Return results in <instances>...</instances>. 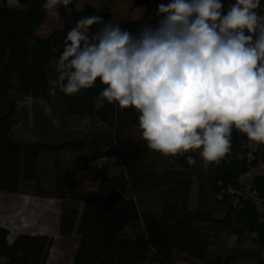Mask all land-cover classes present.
Here are the masks:
<instances>
[{"label":"trees","instance_id":"trees-1","mask_svg":"<svg viewBox=\"0 0 264 264\" xmlns=\"http://www.w3.org/2000/svg\"><path fill=\"white\" fill-rule=\"evenodd\" d=\"M0 0V192L17 193L21 184L32 183L42 194L39 160L43 151L94 148L96 158L118 157L121 168L105 172L91 191L74 195L72 205L61 209L59 234L75 233L78 243L71 264H231L240 258L237 250L225 248L213 252L212 233L228 231L236 239L253 235L264 245V173H253L258 161H264V145H255L252 158L247 136L233 128L230 152L219 164L212 163L211 181L190 166L185 157H166L162 170L152 159L161 155L147 147L141 135L123 134L130 126H138L139 113L133 108L120 109L116 104H97L104 85L97 80L91 89L75 96L59 91L62 116H89L101 121L108 132L90 139L73 138L59 142L27 141L12 138L17 125L16 100L10 92L33 99L48 100L49 66L56 61L67 33L82 16L92 14L111 20L109 8L84 4L75 9L73 1L59 6L60 26L46 36L36 33L48 11L42 9L44 0ZM167 0H135L144 4L142 18L119 24L135 32L142 23H155L157 5ZM235 0H222L224 8ZM264 15V0H261ZM98 26H93V31ZM105 145L99 144L100 138ZM240 146H239V142ZM200 175V176H199ZM199 178V200L194 209L188 208L192 179ZM205 183L210 184L214 202L222 216H215L210 207ZM128 188L131 196L123 193ZM157 192L160 204L155 209H140L133 193ZM10 231L0 226V256L3 264H47L53 237L45 234L19 233L11 242ZM207 255V259L205 257ZM193 260V262L191 261ZM187 261V262H186ZM179 264V263H178ZM256 264H264L259 258Z\"/></svg>","mask_w":264,"mask_h":264},{"label":"clouds","instance_id":"clouds-1","mask_svg":"<svg viewBox=\"0 0 264 264\" xmlns=\"http://www.w3.org/2000/svg\"><path fill=\"white\" fill-rule=\"evenodd\" d=\"M71 2L44 0L41 7ZM261 9V0H235L227 9L222 0H167L157 5L155 23L135 32L82 16L65 37L48 94L75 96L99 80L98 103L135 109L150 150L165 157L199 150L203 161L219 164L233 128L264 145ZM42 106L51 116V106Z\"/></svg>","mask_w":264,"mask_h":264},{"label":"rangeland","instance_id":"rangeland-1","mask_svg":"<svg viewBox=\"0 0 264 264\" xmlns=\"http://www.w3.org/2000/svg\"><path fill=\"white\" fill-rule=\"evenodd\" d=\"M9 5H16L15 0L8 1ZM84 4H90L96 8H100L102 6H105L109 8L111 12V20L115 23H120L128 20H137L142 18V14L144 12L145 5L144 4H135V0H74L73 1V7L75 9H82ZM56 16L57 15V10ZM49 17L47 18L46 24L52 26V16L51 13H49ZM59 19V18H58ZM48 73L51 74V79L57 78V73L54 70L49 69ZM57 94V93H56ZM17 119H19L20 127L19 130L27 129V120L26 115H24L23 112L16 111ZM33 119H36L39 121V116L33 115ZM71 130L75 129L77 131H83L81 134H83L81 137L83 139H90L92 137L100 136L102 128L99 129L97 126V122L92 117H89L88 119L79 117V118H73L71 120L69 126ZM133 127V126H132ZM129 127L124 130L123 134L130 135V136H137L140 135L139 128L135 127ZM18 128V127H17ZM15 128V129H17ZM82 129V130H81ZM36 128L32 126L31 132L36 133ZM91 133V136H88L84 133ZM72 139L73 136H69L68 138ZM74 138V137H73ZM106 138L102 137L100 138L99 144L105 145L104 140ZM241 141L239 142L240 146ZM52 154L53 151H43L42 152V159H41V170L43 172V175L48 172V166L46 163L45 153ZM57 152V151H56ZM196 155V171L200 173V175L203 174L205 179L207 181H211L210 175L211 173H214V167L212 164H208L199 155V150L194 151ZM44 153V154H43ZM87 154L94 153V148L87 149ZM58 157V163L61 166V178L65 182L50 185L45 182H42V194L45 196H61L60 199H46L45 197L42 199L37 200L36 197H33L31 200V196H22L26 198L23 205L19 206L17 204L18 196H15L14 194L8 193V192H0V221H6L9 222L10 228L13 227V215L15 213L16 209H22L26 206V210H29L31 213H33L35 210L37 213H40L42 211H46L48 214L47 217V223L49 225V232H51L55 237L53 238V244L49 252V263L48 264H71L74 252L76 250V246L78 243V237L75 233L68 237H62L57 231V215H59V212L62 208L72 205L73 200L71 199L72 193L70 190V183H68V178L66 176V172L68 171L66 158L72 159L71 156H60V153H57L54 155ZM63 159H62V158ZM152 159L158 166L160 170L164 168L166 157L163 155H153ZM94 160V159H93ZM95 161V160H94ZM87 167L86 169H90L91 166H89V161H87ZM107 167V166H106ZM85 167L82 165H77V170H83ZM118 170L117 168L112 169V167H107L106 172H112ZM199 175V176H200ZM74 177L76 179L77 183H71L73 187H77L76 194H80L82 192H85L84 190H89L91 187L95 186V181H93L92 174H87L86 178H78ZM78 178V179H77ZM84 180L86 182H90L89 184H84ZM96 180V179H95ZM205 189L208 192L209 195V201H210V207L212 211L214 212L215 216H222L223 212L218 210V205L214 202V198L212 195V191L209 190L210 184L205 183ZM22 194V193H28L32 196H35L37 194L34 184L32 183H24L21 184L20 190L16 194ZM123 193L127 196H131V192L128 188H125L123 190ZM74 194V195H76ZM133 197L140 209H149V208H156L160 204V197L158 196L157 192H151V191H142L139 193H133ZM199 178L197 176L193 177L191 189L189 193V201H188V208L194 209L198 205L199 200ZM34 200V201H33ZM20 207V208H19ZM41 214V213H40ZM12 222V223H10ZM56 224V225H55ZM55 225V226H54ZM12 234L17 233V230L11 229ZM206 234L209 236L210 233H212V236L214 238H211L213 243H215V246L210 247V255L215 251H217L220 248H225V252L230 251L231 249H235L240 253V258L231 264H256L259 258H264V245H261L259 243V240L257 241L254 239L253 235L243 236L236 239L235 235L228 232V231H222L221 233L217 234L216 230L213 228L210 230V228H207L205 231ZM228 250V251H226ZM207 259V255L205 257V260ZM193 262V260H191ZM187 262V261H186ZM179 264L183 263L182 259H179ZM177 263V264H178ZM190 264V263H189Z\"/></svg>","mask_w":264,"mask_h":264},{"label":"crops","instance_id":"crops-1","mask_svg":"<svg viewBox=\"0 0 264 264\" xmlns=\"http://www.w3.org/2000/svg\"><path fill=\"white\" fill-rule=\"evenodd\" d=\"M56 10H57V8L54 10L48 11L47 17L45 18V20L43 21L41 26L36 31V33L38 35L46 36L60 26L59 19L56 16V12H55ZM49 13H51V16H52L51 17L52 18V26L46 24V22H47L46 20L50 16ZM49 69L54 70L55 66L53 64H51L49 66ZM49 79H51L50 75H49ZM9 96L12 99L16 100V102H17L16 111L21 110V112H23L24 115H26V120L28 121L27 122V129H22L20 131L19 127H20L21 122L19 121V119H17L18 120L17 125H15L13 127V129L11 130V137L12 138H20L23 140L33 141V142L49 141L52 143L64 141V140H69V139H71V137L68 138L70 135L73 136L74 138H76V137L83 138V137H81L83 135L81 133L86 129H83V131L79 132L75 129L71 130L68 126H69L71 120H73V118L83 117V118L88 119L89 116H79V115L62 116V113H61L62 104H61V100H60L59 90H57V94L55 96H50L48 100L33 99L30 97L23 96V95L19 94L18 92H10ZM42 101L46 102L48 105L51 106V108H52V115L51 116L45 114L43 106H42ZM97 104H99V103L97 102ZM34 114L36 116H39V121H37L36 119H33ZM16 118H17V116H16ZM93 119L96 120L97 126L99 127V129L102 128L101 133H103V132L106 133L109 131V129H107L106 126L101 121H99L95 117H93ZM32 126H34L36 128V130H35L36 133L31 132ZM130 127H132V126H130ZM133 127L139 128L138 126H133ZM15 128H17V129H15ZM139 133H140V131H139ZM84 134L91 136V133H89V132L84 133ZM73 137H72V139H73ZM96 137H98V136H96ZM87 149H90V148H86V149L81 150V151H74L71 149H63V150H60L57 152L55 151L54 153H52L50 155L44 152L45 158H46V163L48 166V172L46 173V175L45 174L43 175V172L41 170V159L43 157L42 152H41V156H40V160H39L40 182L41 183L45 182V183L50 184V185L65 182L64 180L60 179L61 178V166L58 163V160H57L58 157L54 156L57 153H60V156L63 155V156H71L72 157V159L66 158L68 171L65 173L66 176L69 177L67 180H68V183H70V185H71V187H70V190L72 193L71 199L74 197V194H76L75 190H77V187H73L71 184V183H77V181H76V179H74V177L79 176L78 178L84 179V177L86 178L87 174L91 173L93 181L96 182L95 186L91 187L88 190V191H91V190L96 188L98 180L106 172V168L108 166L112 167V169H114V168L120 169L121 168L120 159L118 157L96 158L94 153L87 154L86 153ZM87 161H89V166H91L89 170L86 169V167L88 165ZM100 164H102V166H99ZM77 165H82L85 168L83 170H77ZM86 183L89 184L90 182H86V180H84L85 185H86ZM84 191H87V190H84ZM11 194L18 196L17 204L19 206L23 205L24 201L26 200L25 197L22 198L23 195L24 196H31L30 197L31 200L33 199V197H36L37 200L42 199L44 197L46 199H50V200L60 199V197H61L60 195L59 196H45L43 194H38V193L35 196H32L28 193H22V194L21 193L20 194L11 193ZM33 211L34 212L31 213L29 210H26V206L22 209H16L15 213L12 217L13 218V227H11V228L9 226V222L0 221V226H3L10 231V234L8 236L9 242H11L13 240V238L19 233L45 234V235L51 236L53 238L55 237L51 232H49V229H48L49 225L46 221L47 217H48L47 212L42 211V212H40L41 213L40 214V213H37L35 210H33ZM59 217H60V212H59V215H57V220H56V223H57L56 229H57L58 233H59V230H58V228H59ZM10 223H12V222H10ZM11 229L17 230L18 232L15 234H12ZM48 259H49V256H48ZM48 259H47V264L49 263ZM3 262H4V258L0 256V264H3Z\"/></svg>","mask_w":264,"mask_h":264},{"label":"built area","instance_id":"built-area-1","mask_svg":"<svg viewBox=\"0 0 264 264\" xmlns=\"http://www.w3.org/2000/svg\"><path fill=\"white\" fill-rule=\"evenodd\" d=\"M247 146L250 149L249 157L252 158V152L251 151H254V144L252 142H249L247 144ZM256 164L257 165H256L254 171L253 172H249L247 174L248 176H251L253 173H256V172L257 173H264V161H262V160L261 161H258Z\"/></svg>","mask_w":264,"mask_h":264}]
</instances>
